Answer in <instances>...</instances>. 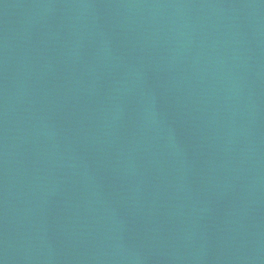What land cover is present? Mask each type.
Returning <instances> with one entry per match:
<instances>
[{
	"label": "water",
	"instance_id": "obj_1",
	"mask_svg": "<svg viewBox=\"0 0 264 264\" xmlns=\"http://www.w3.org/2000/svg\"><path fill=\"white\" fill-rule=\"evenodd\" d=\"M0 264H264V0H0Z\"/></svg>",
	"mask_w": 264,
	"mask_h": 264
}]
</instances>
